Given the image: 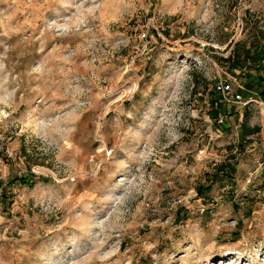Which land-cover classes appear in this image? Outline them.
Masks as SVG:
<instances>
[{"label": "rangeland", "instance_id": "obj_1", "mask_svg": "<svg viewBox=\"0 0 264 264\" xmlns=\"http://www.w3.org/2000/svg\"><path fill=\"white\" fill-rule=\"evenodd\" d=\"M259 42L264 0H0V264H264V105H211Z\"/></svg>", "mask_w": 264, "mask_h": 264}, {"label": "trees", "instance_id": "obj_2", "mask_svg": "<svg viewBox=\"0 0 264 264\" xmlns=\"http://www.w3.org/2000/svg\"><path fill=\"white\" fill-rule=\"evenodd\" d=\"M239 44V43H238ZM237 44V45H238ZM236 45V47H237ZM233 48L230 52V54L223 58V60L225 62L228 63L229 65V70L231 72H234L235 69H239L240 72L242 73L243 68L245 67L246 63L251 60L252 61V69H253V73H247L246 74V80L244 82L245 87L247 88H251L254 89L255 91L258 92V94L260 96H264V92L261 91V89L264 88V46L262 43L259 42L258 45H256L255 47H259L256 51L252 52L251 51V47L248 48H244L241 52H238L237 49ZM250 72V71H249ZM216 105V109L214 111V118L217 117V113L218 111H220L222 109V104L220 102V96L219 94H217V97L215 99H213L211 101V105ZM220 126L226 127L225 123L221 124ZM252 131H246L244 133V135L246 134H251ZM227 165V164H226ZM226 165H218V167L216 168V170L218 171H223L224 169H229V170H233V167H226ZM31 166L29 165V168ZM24 182V183H29V178L28 177H20L19 182ZM216 178H212L211 182L214 183L216 182ZM212 186V184H209L203 188L199 187L198 191L200 193L204 192V190H206V188H210ZM205 188V189H204Z\"/></svg>", "mask_w": 264, "mask_h": 264}, {"label": "built area", "instance_id": "obj_3", "mask_svg": "<svg viewBox=\"0 0 264 264\" xmlns=\"http://www.w3.org/2000/svg\"><path fill=\"white\" fill-rule=\"evenodd\" d=\"M216 90L220 96V102L226 105H238L245 107L251 103L264 105V96H260L257 91L245 87L244 84L233 85L231 81L220 80L216 83ZM264 92V88L261 89ZM225 115L219 113L216 117L217 124H224Z\"/></svg>", "mask_w": 264, "mask_h": 264}]
</instances>
